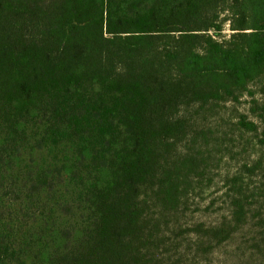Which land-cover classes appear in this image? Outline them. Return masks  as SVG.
<instances>
[{
	"label": "trees",
	"instance_id": "1",
	"mask_svg": "<svg viewBox=\"0 0 264 264\" xmlns=\"http://www.w3.org/2000/svg\"><path fill=\"white\" fill-rule=\"evenodd\" d=\"M263 74L264 0H0V264H182L185 242L206 257L261 220L241 177L219 224L180 211L207 110ZM250 112L237 130L264 148Z\"/></svg>",
	"mask_w": 264,
	"mask_h": 264
},
{
	"label": "rangeland",
	"instance_id": "2",
	"mask_svg": "<svg viewBox=\"0 0 264 264\" xmlns=\"http://www.w3.org/2000/svg\"><path fill=\"white\" fill-rule=\"evenodd\" d=\"M232 18L228 11H223L220 15V35L214 37L219 42H228L236 33L232 28ZM253 100L264 103V74L249 84L248 91L242 94L238 102L214 104V109L207 110V117L203 122L204 127L212 131V144L207 153L203 177L200 182L195 180L190 194L184 198L180 211L183 228H192L198 224L210 227L229 217L232 213L231 196L236 190L234 179L238 177H241L240 186L243 187L245 196L252 200L254 206L259 207L263 203L264 198H259L258 194L264 192V148L258 146L257 140L252 136L241 135L236 127L241 116L255 120L250 112ZM216 138L217 141L214 142ZM257 161L261 163V167L253 173H248L243 168L244 165L251 167ZM258 200L260 203L255 204ZM261 212V220H254L232 240L215 248L206 257L197 254L194 245L188 246L189 242H185L182 249L184 254L180 256L182 264H264V253L255 248L260 242L261 248L264 246V208ZM258 222H262L263 227L258 226ZM189 239L192 243L196 241L193 234Z\"/></svg>",
	"mask_w": 264,
	"mask_h": 264
}]
</instances>
